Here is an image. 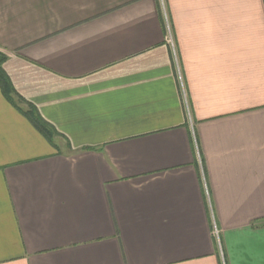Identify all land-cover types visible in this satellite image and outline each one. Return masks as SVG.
I'll use <instances>...</instances> for the list:
<instances>
[{
	"label": "crops",
	"instance_id": "obj_1",
	"mask_svg": "<svg viewBox=\"0 0 264 264\" xmlns=\"http://www.w3.org/2000/svg\"><path fill=\"white\" fill-rule=\"evenodd\" d=\"M0 53L59 134L0 89V264H264V0H0Z\"/></svg>",
	"mask_w": 264,
	"mask_h": 264
},
{
	"label": "trees",
	"instance_id": "obj_2",
	"mask_svg": "<svg viewBox=\"0 0 264 264\" xmlns=\"http://www.w3.org/2000/svg\"><path fill=\"white\" fill-rule=\"evenodd\" d=\"M6 56L0 53V89L4 98L18 111H20L31 122L34 128L53 146L54 138L59 134L47 123L36 111L32 104L24 100L14 90L8 76L2 69ZM22 106L25 108L23 109Z\"/></svg>",
	"mask_w": 264,
	"mask_h": 264
},
{
	"label": "built area",
	"instance_id": "obj_3",
	"mask_svg": "<svg viewBox=\"0 0 264 264\" xmlns=\"http://www.w3.org/2000/svg\"><path fill=\"white\" fill-rule=\"evenodd\" d=\"M165 43L171 47L172 49L174 48V43H173V38H172V35L170 33V31L168 30V33L165 37Z\"/></svg>",
	"mask_w": 264,
	"mask_h": 264
}]
</instances>
